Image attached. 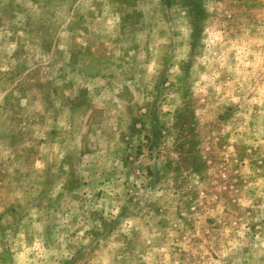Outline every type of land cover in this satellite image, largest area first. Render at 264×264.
I'll return each instance as SVG.
<instances>
[{"label": "rangeland", "instance_id": "1", "mask_svg": "<svg viewBox=\"0 0 264 264\" xmlns=\"http://www.w3.org/2000/svg\"><path fill=\"white\" fill-rule=\"evenodd\" d=\"M0 264H264V0H0Z\"/></svg>", "mask_w": 264, "mask_h": 264}]
</instances>
